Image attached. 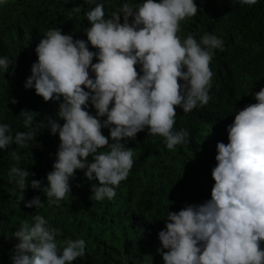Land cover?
I'll list each match as a JSON object with an SVG mask.
<instances>
[{"label": "clouds", "instance_id": "obj_1", "mask_svg": "<svg viewBox=\"0 0 264 264\" xmlns=\"http://www.w3.org/2000/svg\"><path fill=\"white\" fill-rule=\"evenodd\" d=\"M84 2L94 5L85 13L87 40L49 29L35 48L37 61L25 83L45 102H58L63 124L50 116L47 123L34 124L39 113L26 109L20 115L27 131L13 135L11 125L0 123V149H11L17 162L22 159L17 149L28 147L41 130L47 128L60 140L46 186L37 179L29 185L28 177L35 173L10 167L9 182L20 189L18 204L29 186L46 193L49 207L75 199L70 181L76 170L98 181L91 184L92 199H114L134 166V149L126 142L147 129L148 136L162 137L170 151L189 143L190 132L175 129L176 109L188 113L212 98L210 64L214 50H225V44L211 33L199 41L191 33L184 39L178 35L181 21L198 12L194 0L123 3L107 16L102 0ZM239 2L254 5L257 0ZM80 11L73 7L69 15ZM10 64L7 56L0 57V69L7 71ZM254 99L256 103L235 112L226 129L228 143L216 144L211 198L167 211L156 250L164 264H264V87ZM90 104L95 115L88 110ZM42 206L40 196L25 203L27 208ZM32 220L11 234L17 241L11 264H73L85 256L84 239L58 244L59 229L50 227L43 215Z\"/></svg>", "mask_w": 264, "mask_h": 264}, {"label": "trees", "instance_id": "obj_2", "mask_svg": "<svg viewBox=\"0 0 264 264\" xmlns=\"http://www.w3.org/2000/svg\"><path fill=\"white\" fill-rule=\"evenodd\" d=\"M102 2L107 16L123 3L134 5L141 0ZM194 2L198 12L181 21L178 35L184 39L191 33L199 41L204 33L215 34L224 40L225 50H214L210 64L214 73L212 98L208 105L188 113L176 109L175 129L190 132V142L170 151L162 137L148 136L145 129L135 140L126 142L127 147L134 149V166L116 189L114 199H92L91 184L98 181H89L84 171L76 170L75 179L70 181L71 197L75 199L65 198L59 206L52 207L47 204L46 193L30 186L24 191V201L18 204L20 189L15 182H9L8 171L17 165L35 173L28 177L29 185L37 179L43 181L42 187L46 186V176L53 170L60 143L58 134L52 135L47 128L41 130L28 147L17 149L22 157L19 162L12 158L11 149H0V264H11V251L17 243L11 234L24 221L33 223L32 217L37 214L43 215L50 227L60 230L58 244L68 238L86 241L85 256L73 264H164L156 250L167 211L176 212L186 204L211 198L216 144L228 143L226 129L235 112L256 103L254 94L264 87V0H257L254 5L239 0ZM77 6L81 11L69 15V10ZM90 7L94 5L84 0L0 3V57L7 56L11 61L7 71L0 69V123L11 125L13 135L27 131L20 115L25 109L39 113L34 124L40 120L47 123L45 118L49 116L63 124L58 116V102H45L25 83L37 61L35 48L49 29L60 28L74 39L87 40L84 29L90 25L85 13ZM89 50L96 51L90 44ZM11 99L18 103H11ZM88 110L95 115L91 104ZM102 131L109 136L107 128ZM35 196H40L43 206L25 207Z\"/></svg>", "mask_w": 264, "mask_h": 264}]
</instances>
